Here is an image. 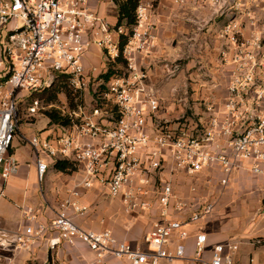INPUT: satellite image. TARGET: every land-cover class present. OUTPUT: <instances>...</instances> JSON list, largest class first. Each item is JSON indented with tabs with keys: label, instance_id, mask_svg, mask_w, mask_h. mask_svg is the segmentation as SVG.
<instances>
[{
	"label": "built area",
	"instance_id": "1",
	"mask_svg": "<svg viewBox=\"0 0 264 264\" xmlns=\"http://www.w3.org/2000/svg\"><path fill=\"white\" fill-rule=\"evenodd\" d=\"M123 1L0 0V31H8L3 45L7 65L0 59L5 71L0 83V177L6 180L18 171L8 151L21 119L17 91H42L59 76L74 96L73 107L34 98L26 115L32 119L57 109L71 124H53L60 131L33 133L27 142L39 182L57 159L75 161L82 172L81 179L65 189L52 220L37 223L27 209L22 231L0 230V247L27 250L48 234L47 248L55 257L51 264H62L56 258L62 242L76 241L97 258L111 255L129 264L181 259L184 245L170 251V238H185L184 225L214 211L233 171L264 176V0H206L215 10L211 16L219 18L214 36L217 74L209 73L207 62L199 113L180 114L174 120L157 116L161 98L140 63L156 42L151 2L136 0L130 31L98 13L100 3ZM92 46L101 51L99 72L86 64ZM109 68L115 72L104 82L100 74ZM176 68L166 65V75L173 76ZM101 84L105 88L99 90ZM180 175L190 179L187 195L176 187ZM96 182L109 197L120 200L124 213H144L157 204L142 246L117 239L109 229H84L74 221L86 211L76 199L80 188L90 189ZM214 185L216 194L199 196L202 186ZM260 191L264 202V184ZM195 242L193 260L198 264H234L237 242L214 244L208 258L203 255L206 235L197 233Z\"/></svg>",
	"mask_w": 264,
	"mask_h": 264
},
{
	"label": "crops",
	"instance_id": "2",
	"mask_svg": "<svg viewBox=\"0 0 264 264\" xmlns=\"http://www.w3.org/2000/svg\"><path fill=\"white\" fill-rule=\"evenodd\" d=\"M197 4L190 2L187 5L196 10L186 7V10L179 11L172 0H158L150 12V19L156 27V42L148 54L141 56L140 63L147 69L148 81L155 84L159 96L170 92L174 87L169 84L174 79L166 78L165 62L167 64L173 60L199 57L202 61L205 59L206 64L211 62L209 73L217 74L215 69L217 66L215 52L217 42L214 36L219 25V18L211 16L210 12H215V10L208 4V6L203 3ZM109 5L106 2L98 4V13L106 17L111 24H115L116 11L107 12L110 8ZM198 51L200 52L198 53ZM100 54L101 51L92 46L87 61L92 55L89 62H98ZM193 61L194 59H192ZM167 113H170V110L161 105L157 116L165 117L168 116ZM36 125V131L43 129L40 133L47 134L44 126H41L40 129V123H36ZM10 153L12 154V151ZM45 175L39 182L35 164L32 162L21 165L17 173L6 180L0 177V198L6 199L9 204L21 210L25 226L28 222L24 217V211L27 209H30L35 215L37 223H46L52 220L59 209L61 198L66 196L65 189L79 181L82 172L81 169L61 172L50 165ZM189 180L185 176H177L175 181L180 194H188ZM263 184V175H255L245 169L234 170L221 195L219 205L214 211L197 223L184 225L183 229L187 232L185 238L179 239L177 234L170 238L168 249L173 251L176 244H183L185 247L184 258L163 259L160 264H198L193 260L197 233L206 235L203 253L206 258L209 257L210 248L214 244L235 241L238 248L233 253L234 264H264V202L260 191ZM214 187L217 189L215 185ZM36 191L39 192V195L35 193ZM76 199L86 206L84 215H76L74 218L78 226L97 231L109 229L117 239L135 246L143 245V236L150 228V220L157 215L156 203L152 210L144 213H124L120 200L107 196L103 186L97 182L90 189L80 188V196ZM16 203L21 204V207L19 208ZM3 204L6 205L2 201L0 205ZM17 217V212L8 214L3 206L0 207V230L10 234L22 231L24 228H21ZM48 236L45 234L27 250L0 247V262L51 264V260L55 257L54 253L47 248ZM255 238H259L260 243H256ZM58 249L60 252L56 258L62 264H129L127 260L111 255L97 258L93 251L79 241L74 244L62 242Z\"/></svg>",
	"mask_w": 264,
	"mask_h": 264
},
{
	"label": "rangeland",
	"instance_id": "3",
	"mask_svg": "<svg viewBox=\"0 0 264 264\" xmlns=\"http://www.w3.org/2000/svg\"><path fill=\"white\" fill-rule=\"evenodd\" d=\"M149 1L151 2V11H152L153 8L158 3V0H149ZM172 2L175 5L176 9H179V11L186 10V7L187 9H191L190 7L187 6L189 5L190 2L192 3L195 2L196 5H198L197 3H203L205 6L208 4L212 9L214 8L210 4V2L208 3L206 0H195V1L194 0H181L178 2H176L175 0H172ZM111 6H113V8H111ZM109 7L110 8H108L107 12L116 11V4H110ZM199 7H201V5H199ZM192 9L196 10L195 8H192ZM21 23L22 22L19 21V24ZM7 33H8L7 28H3L0 31V59H2L5 66L7 65V60L4 59L3 45L6 43ZM199 52L200 51H198V53ZM91 58H92V55L89 57V59L91 60ZM89 59L86 64L88 66H97L98 67L97 72H99L102 69L101 67H99L102 62V55L100 54V58L98 62L97 61L89 62ZM192 59H194L193 62H192ZM166 65H167V68H173V66L177 65V68H176L177 70L175 71L174 75L171 77L166 75V78L174 79L171 82H169V84L174 85L173 89L170 92H166L165 94L163 93L162 95H160L161 97L160 106L162 105V107H166L170 110V113H167L168 116H165V117L170 120H174L180 114H186L189 116L192 114L193 115L198 114L199 113L198 112L199 111L198 109L199 101L198 100L201 97L200 92L201 91L204 92L203 87H200V85L203 83L202 79L204 78V74L206 73V66H209V65L205 63V59L204 61H202V59H199V57L184 58L181 60H173L172 62L169 61V63L167 64L165 62L164 66ZM4 73L5 71L0 67V83L4 82V77H3ZM153 86H155V84H153ZM154 88L156 89L157 87L155 86ZM4 92H5V88L1 89V96L4 94ZM91 93H92V89L90 87V89H88L84 97L87 103L90 100ZM17 94L19 96V99H22V101L18 103L21 119L18 124V129L13 136L9 151H12V155L16 158L18 162V168H19L21 165L30 164L33 162V152L27 142V139L33 133L41 132L43 130L41 129L43 126H44V129L47 131V134L51 132H58L60 130L55 128L53 124L46 122L48 117L44 114V112L42 114L40 113L37 117L30 119L26 115V109H25L26 106H28V103L30 102V100L27 97H22L23 95L25 96L28 95V92L26 90L20 89L17 91ZM65 101H66L65 94L59 93L57 101L53 104H56L57 106H62L65 103ZM202 115L205 116V113L203 112ZM36 123H40V129H41L40 131H36V128H37ZM179 186L182 187L181 185ZM212 187L213 188L202 186V189L199 188L200 189L199 196L208 197L207 194H209V196H213L212 194H216V191H217L216 188L214 186ZM209 192H211L212 194ZM35 193L39 195L38 191H36ZM258 193H259V190H258ZM2 201L6 205L3 204V205H0V207L3 206L8 212V214H11V213L15 214L17 212V216H18L17 221L19 222V224H21V228H24L26 223L22 217L21 210L17 209L14 205L9 204V202L6 199H2L1 197L0 204H2ZM16 205H19V208L21 207V204L16 203Z\"/></svg>",
	"mask_w": 264,
	"mask_h": 264
},
{
	"label": "trees",
	"instance_id": "4",
	"mask_svg": "<svg viewBox=\"0 0 264 264\" xmlns=\"http://www.w3.org/2000/svg\"><path fill=\"white\" fill-rule=\"evenodd\" d=\"M116 4V26L123 25L127 30H131L133 24L135 23V6L136 0H125L123 2H115ZM115 71L111 68L107 69L105 72L100 74V78L106 82ZM5 80V79H4ZM105 86L101 84L99 90L104 89ZM59 93L65 94L66 103L73 106L74 96L71 94L65 79L61 76L51 84L50 86L44 88L42 91H36L29 95H23L22 97H27L30 101L34 98L39 99L44 104L55 103L57 101ZM22 99H19V102ZM48 117V122L50 124H59L68 127L71 124L70 118L63 116L57 109H49L44 112ZM9 151V150H8ZM11 151H9L10 153ZM51 166L61 172H71L77 169V164L75 161L70 159H57L53 161Z\"/></svg>",
	"mask_w": 264,
	"mask_h": 264
}]
</instances>
